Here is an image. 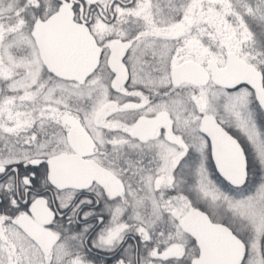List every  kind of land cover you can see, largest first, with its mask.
Listing matches in <instances>:
<instances>
[{"label": "snow or ice", "instance_id": "snow-or-ice-1", "mask_svg": "<svg viewBox=\"0 0 264 264\" xmlns=\"http://www.w3.org/2000/svg\"><path fill=\"white\" fill-rule=\"evenodd\" d=\"M0 264H264V0H0Z\"/></svg>", "mask_w": 264, "mask_h": 264}]
</instances>
